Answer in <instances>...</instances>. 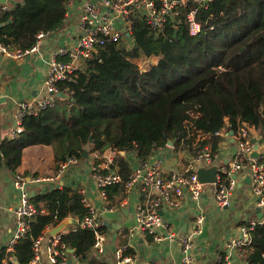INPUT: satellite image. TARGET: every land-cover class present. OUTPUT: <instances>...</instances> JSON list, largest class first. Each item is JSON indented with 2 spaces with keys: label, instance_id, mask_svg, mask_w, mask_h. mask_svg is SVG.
I'll list each match as a JSON object with an SVG mask.
<instances>
[{
  "label": "trees",
  "instance_id": "16d2710c",
  "mask_svg": "<svg viewBox=\"0 0 264 264\" xmlns=\"http://www.w3.org/2000/svg\"><path fill=\"white\" fill-rule=\"evenodd\" d=\"M67 3L22 0L0 9V43L10 49L30 47L38 32L62 26ZM196 19V35H190L181 14L167 19L155 34L144 17L133 16L131 35L126 36L131 42H106L72 80L59 81L69 107L58 109L61 98L54 108L25 116L23 131L0 144V165L5 161L14 169L23 148L37 143L50 144L59 163L104 147L148 157L169 139L175 140L176 150L183 139L182 147L192 155L205 144L215 151L221 139L215 132L236 131L240 123L259 128L264 136V0H213L197 10ZM141 55L158 59L142 71L135 62ZM119 165L122 183L106 188L112 203L124 196L128 166L122 158ZM31 201L36 212L15 245L19 264H30L35 240L48 228L88 213L83 195L71 186L53 188ZM60 242L80 261L106 264L90 255L95 242L90 228L70 227ZM123 254L133 251L127 247ZM4 257L2 248L0 264ZM243 258L244 264H264L263 224L250 230Z\"/></svg>",
  "mask_w": 264,
  "mask_h": 264
},
{
  "label": "built area",
  "instance_id": "2783aa9c",
  "mask_svg": "<svg viewBox=\"0 0 264 264\" xmlns=\"http://www.w3.org/2000/svg\"><path fill=\"white\" fill-rule=\"evenodd\" d=\"M213 0H101V5L86 3L83 6L80 24L82 33L76 38L72 47H62L53 52L48 59V71L44 81L45 94L42 97H32L19 100L15 108L16 124L11 128L10 137L14 138L23 131L22 120L27 115H38L40 112L54 108L62 94L59 92L57 83L62 80H72L78 70L85 67L87 60L92 58L100 46L108 41H126L131 35L133 16H142L155 34L164 28L167 19L175 20L178 14L185 17L190 35H196L200 31V24L196 19L197 10L207 7ZM186 9L187 5L189 7ZM7 5H2L1 10H8ZM124 28V30H123ZM53 31H40L37 33L33 45L28 48H8L0 43V55L14 59H23L25 56L38 51L41 42ZM127 33L129 35H127ZM130 43V42H128ZM63 55L67 57H62ZM147 57V56H146ZM144 71V70H142ZM230 131V130H229ZM226 128L216 131L221 137L215 151L209 144H205L195 154L189 153L186 162L172 172L163 170L162 157L155 155L138 157L133 152H125L112 147L93 149L89 152L90 172L100 190L102 198L106 199V188L122 183L120 172V159H124L128 166L127 178L124 181L126 187L139 186L142 200L135 206V217L138 232L149 237L156 243L165 240L173 241L176 237L175 230H168L167 222L160 213L161 207L174 210L179 208L186 196L192 200H198L210 186L214 193V201L217 208L227 207L230 204L231 189L236 183V174L242 169H248L251 191L257 197L258 204L263 209V215L257 220H249L248 223L239 226L238 238L231 239L228 246L235 247L240 256H245L246 246L249 242L250 230L258 224L264 225V140L260 143L251 140L248 125L240 123L232 134ZM229 137L235 144L229 161L225 163L215 162L220 148L227 150ZM262 147L258 158L249 156L253 146ZM184 140L180 148L185 147ZM168 147V145L166 146ZM174 149L173 146H169ZM187 147V146H186ZM77 161L76 156L67 157L58 163L57 170L52 176H36L31 181L34 183L53 182L69 165ZM217 166L215 181L211 183L201 182L196 170L198 167L205 168ZM29 180L21 173H16L13 179V188L16 193V203L13 208L14 226L3 246L5 257L2 264H8L15 258V245L24 237L29 229V220L35 214L36 208L31 201ZM83 195V203L88 208V213L76 226L93 230L95 242L93 248L103 252V235L100 230L102 220L98 217L95 207L84 196V190L79 189ZM203 214L198 213L194 217V229L180 240L181 257L174 264H194L191 248L195 238L202 232ZM75 228V227H74ZM50 236L48 244V257L52 264H64L68 249L61 243V234ZM42 239L39 236L34 243V258H37V247ZM125 249L116 250L118 262L122 264H135L136 256L124 255ZM33 260L30 264L33 263ZM221 259H219L220 262Z\"/></svg>",
  "mask_w": 264,
  "mask_h": 264
},
{
  "label": "crops",
  "instance_id": "0c3cea01",
  "mask_svg": "<svg viewBox=\"0 0 264 264\" xmlns=\"http://www.w3.org/2000/svg\"><path fill=\"white\" fill-rule=\"evenodd\" d=\"M21 1L5 0L0 2V9L2 5L11 8ZM88 2L96 6L101 5V0H68L62 26L45 37L37 52L23 59L0 55V144L4 140L11 139L10 131L16 124L14 115L16 103L22 99L44 96L48 59L55 50L74 46L76 38L82 33L80 18L83 6ZM127 41L131 42L130 39ZM157 59L154 55L149 57L141 55L135 59V62L141 70H147L157 62ZM62 98V103L68 108L64 96ZM248 130L251 140L258 143L264 140L259 128L248 125ZM228 140L227 150L220 148L215 162L226 164L229 161L235 144L232 137ZM88 153L87 151L86 156L77 158L74 164L69 165L49 183H34L31 179L55 174L58 162L50 144L37 143L24 147L20 162L14 169L5 161L0 165V250L14 226L13 208L17 196L13 188V179L16 173H21L29 180L30 197L46 193L53 189L51 186L58 183H60L58 188L71 186L84 190V196L95 207L98 217L102 220V227L104 226V230L101 231L103 252L99 253L92 247L90 255L95 254L106 264H122L118 262L116 250L127 247H130L136 256L135 264H174L182 254L180 240L192 232L195 226L194 217L198 213L203 214L204 220L202 232L195 238L191 248L194 264H244V258L240 256L238 250L228 246V243L231 239L240 236V225L248 223L251 219L257 220L263 215L257 197L251 191L248 169L242 168L236 174V183L231 189L230 204L227 207H216L210 186L198 200H192L187 195L183 204L177 209L161 207L160 212L167 222L168 230H175L176 237L173 241L156 243L138 232L135 206L142 200L139 186L126 187L123 182L124 196L117 203H112L108 199L107 192L106 199L102 198L90 172ZM153 155L162 157L163 170L168 173L182 167L189 157V150L183 148L176 150L168 146L157 149ZM77 222L78 220L72 218L71 224L64 231L70 227L74 228ZM47 231L41 236L42 239L37 247V258L32 264H52L48 257L50 235ZM124 240L126 244L122 245ZM8 264L19 263L14 258ZM64 264H87V262L77 259L73 251L70 252L68 249Z\"/></svg>",
  "mask_w": 264,
  "mask_h": 264
},
{
  "label": "water",
  "instance_id": "95a60500",
  "mask_svg": "<svg viewBox=\"0 0 264 264\" xmlns=\"http://www.w3.org/2000/svg\"><path fill=\"white\" fill-rule=\"evenodd\" d=\"M5 0H0V2H4ZM124 30V28H123ZM127 35H129L127 33ZM233 131L230 130L229 134H232ZM174 139H169L167 140V145L168 146H173L174 143ZM262 151V147L258 146L257 144H255L252 148V150L249 152V156L252 158H258L260 156V153ZM83 155L86 156L87 155V150H85L83 152ZM216 170H217V166L216 165H212L210 167H203L200 166L197 168L196 173H197V177L201 182H205V183H211L215 181V174H216ZM60 185V183L58 184H54L53 188H58ZM162 213V212H160ZM197 214V212H196ZM72 222V218L71 216H68L62 220H60L58 223H56L55 225H53L52 227H50L47 231V234H49L50 236H55L56 234L60 233L61 231L65 230V228L71 224ZM70 252H72V249H69Z\"/></svg>",
  "mask_w": 264,
  "mask_h": 264
},
{
  "label": "rangeland",
  "instance_id": "374dc122",
  "mask_svg": "<svg viewBox=\"0 0 264 264\" xmlns=\"http://www.w3.org/2000/svg\"><path fill=\"white\" fill-rule=\"evenodd\" d=\"M67 104V103H66ZM64 105L65 104H62L61 106L58 107V109H64ZM69 105V104H68ZM67 106V105H66ZM205 210V209H204Z\"/></svg>",
  "mask_w": 264,
  "mask_h": 264
},
{
  "label": "bare ground",
  "instance_id": "6f19581e",
  "mask_svg": "<svg viewBox=\"0 0 264 264\" xmlns=\"http://www.w3.org/2000/svg\"><path fill=\"white\" fill-rule=\"evenodd\" d=\"M147 23V22H146Z\"/></svg>",
  "mask_w": 264,
  "mask_h": 264
}]
</instances>
